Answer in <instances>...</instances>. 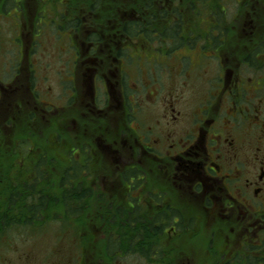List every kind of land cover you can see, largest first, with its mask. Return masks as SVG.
Here are the masks:
<instances>
[{"label":"flooded vegetation","instance_id":"1","mask_svg":"<svg viewBox=\"0 0 264 264\" xmlns=\"http://www.w3.org/2000/svg\"><path fill=\"white\" fill-rule=\"evenodd\" d=\"M44 1L35 6L33 23L20 14L25 0H14L0 18L10 34L4 38L0 25V123L20 114L48 118L52 136L59 118L68 117L78 101L84 122L98 133L108 128L114 140L100 136L97 148L73 154L66 178L58 174L56 157L42 156L40 146L26 156L20 143L11 182L22 174L27 195L19 191L22 207L1 215L34 218L32 224L36 217L65 215L68 224L78 222L77 234L96 233L105 247L101 264H121L127 256L146 264H196L192 258L198 256L191 255H198L203 242L211 256L202 264H264V51L258 47L249 54L241 42L228 56L218 55L215 34L198 32L197 22L182 26L169 1L155 0L161 16L145 15L133 0H117L116 9L106 5L92 16L89 3L84 23L68 17L73 1ZM153 8V0H146L144 9ZM110 15L114 23L105 25ZM43 18L49 24L42 28ZM47 37L54 41L56 61L42 59ZM254 38L264 44V34L252 36L251 43ZM84 130L95 140L86 123ZM68 142L73 145L72 138ZM10 152L8 144L0 148L2 171L9 168ZM46 166L50 186L42 181ZM109 167L114 177L104 175ZM57 184H64L70 201L58 209L50 203L57 200ZM42 198L50 203L44 208ZM85 235L77 239L83 253L77 264H96L84 255Z\"/></svg>","mask_w":264,"mask_h":264},{"label":"rangeland","instance_id":"2","mask_svg":"<svg viewBox=\"0 0 264 264\" xmlns=\"http://www.w3.org/2000/svg\"><path fill=\"white\" fill-rule=\"evenodd\" d=\"M0 0V18L4 17L3 13L5 9H8L10 7H13L14 0ZM17 1V0H15ZM25 11L20 13L24 19L29 23H33L36 15H39V11L35 8L39 4V0H25ZM73 3V10H70L69 12V18L73 19L74 17L79 20V22L84 23L86 22V17L88 19V16L85 15V12L83 13V10L86 9V7L89 5V3H93V6L95 9L92 11H95L92 16L98 15V11L101 7L110 5L114 9H116L118 3L117 0H71ZM134 2H138V4L143 7V12L145 15L149 16L147 12L154 13L155 16H161L159 13L160 5L154 2V8L150 10H145V1L146 0H133ZM159 1V0H158ZM163 1H169V7L175 8L178 12H180V19L182 22H185V24L182 26L186 27L187 29H190L189 27L193 28V22H197V31L198 32H211L215 34V38L217 39V50L219 53L218 55L228 56V54L235 49L241 48V42L242 45H245V50L247 53H251L250 51L260 49L264 51V44L261 46L260 43H257L258 41L254 38L253 42L251 37L254 35H261L264 34V0H206L205 4H201L200 0H163ZM7 2V3H6ZM47 3V0L44 1ZM119 2V1H118ZM132 0H121V3H131ZM173 2V4H172ZM179 2H182L180 8ZM48 4V3H47ZM167 6V5H166ZM31 9V13L28 14V10ZM53 9V8H52ZM101 10V9H100ZM117 11V10H116ZM14 13V12H13ZM53 13H51L52 15ZM220 14V15H219ZM10 15V14H9ZM121 13L117 12L116 16H120ZM2 16V17H1ZM113 16V15H110ZM110 17L108 21L105 22V25H111L114 23V17ZM219 16V17H218ZM118 18V17H117ZM119 19V18H118ZM199 19V21H197ZM99 22V21H97ZM200 22V23H199ZM220 23L218 27L212 28V23ZM6 21H1L0 19V25L3 27V36L4 38L10 37L9 29L7 27ZM40 24L42 25V28L44 26L47 27L48 20L46 18H43L40 20ZM203 29V31L201 30ZM212 28L211 31H209ZM195 31V30H194ZM249 36V37H248ZM248 39V40H245ZM246 43H245V42ZM43 46L41 49L42 59L46 60H54L56 61V58L54 57L55 52V45L53 44L54 41L52 38L47 37L44 38ZM257 43V44H255ZM255 44V45H254ZM10 45V44H9ZM250 50V51H248ZM253 52V51H252ZM48 55V56H46ZM3 58V55H0ZM4 60V58H3ZM257 58L252 60L253 65L257 66ZM7 61H10L9 58H7ZM9 65V63H8ZM10 66V65H9ZM54 66V65H53ZM1 68V67H0ZM49 77V83L55 84V75L52 73L48 74ZM43 85V81H41ZM46 85H44L45 88ZM78 90H81V83L80 80L77 82ZM81 93V92H80ZM77 96H79V94ZM78 101L75 102V105L73 106V112L69 114L68 117L62 116L59 118V122H57V126L52 129L54 131V135L51 136L50 133V124L49 119H43L38 118L37 120H31L29 118H26L23 116V114H20L15 119H11V121H8L7 124L0 123V148L8 144L10 146V153L7 154L9 156L10 164L9 168L7 167L5 170L2 171L1 165H0V178L2 180V183H0V195L5 193L7 195V198L5 196V199L0 200V216L2 214L1 210L3 209H19L22 206L21 204L16 201L18 197H15L19 193H23V197L25 199L27 193L24 194L23 192V186H24V179L22 174L15 173V178H13V182H11V176H12V168H14L16 171L18 170V162L19 160V152H18V145L22 142L25 143V149L24 154L27 156L29 153V150H31L32 147H34V154L39 149V146L41 147L39 153L42 154V156H46L47 159L56 157L58 161V174L61 176L62 174L67 173L68 163L70 157L73 156V154H76V157H79V154L81 156H85L86 153L83 149L85 146L90 150L91 148H97L96 145L100 143V139L98 137L101 136V140L104 136L105 141L113 142V137L106 132L108 131V128L105 129V132L98 133V130L96 128H93L91 126L90 122H87L82 119L81 114L78 113ZM65 113V112H63ZM111 124H113V118L114 115H111ZM154 119V115H153ZM151 118L149 119V122H151ZM1 122V121H0ZM86 123V127L91 129L93 131V134H95V140L91 141V138H87L85 135L84 126ZM109 124L110 129L109 132H113V126ZM108 126V124H107ZM50 129V130H49ZM5 130L8 132V135L5 140ZM90 137V136H89ZM72 138L73 145L68 142V139ZM24 140V141H23ZM99 140V141H98ZM92 149V150H93ZM33 154V155H34ZM32 155V156H33ZM88 157V155H87ZM107 160V159H106ZM113 164V161H112ZM108 167V166H107ZM44 186L46 184L50 186L49 180H51L50 174L48 173L50 171L49 167H44ZM99 170V168L95 169V173ZM105 176H111L114 177V168L109 167L106 169H103ZM52 176V175H51ZM60 182V181H57ZM11 183V184H10ZM23 184V186H22ZM86 184H88L86 182ZM85 184V185H86ZM7 185V190L6 189ZM22 187V188H21ZM3 188V190H2ZM57 197H59L57 200H60L58 203L55 204L56 208H61V201L60 198L61 194L64 193L65 190H62V188L57 184ZM47 193V191H45ZM20 195V193H19ZM21 197V195L19 196ZM10 198H12V201H10ZM15 198V199H14ZM56 198V197H55ZM102 203L106 204V201L101 200ZM49 202H46L44 204H48ZM51 203V202H50ZM49 203V204H50ZM12 215V213H11ZM21 219H24V216H21ZM55 221L48 225H43L44 222L49 221L47 217H42V223L36 222V224H33L32 226H28L27 228H24L22 230L20 229H14L11 228L13 224L12 216L6 217V220L8 222V228L10 229L4 233H2L0 237V264H18L17 262L20 259H23L25 261H30L31 264L37 263V264H77V257H80L83 255L82 250L79 248L77 244V239H79V235L84 236L85 240H90V243H86L84 241V255L86 257L91 258L92 261L97 262L96 264H101V262H98L99 259L101 260L103 256L105 257V254L101 255L102 252L105 250V247L101 248L100 244L98 243V239L96 237V233L91 232L90 230L79 231L77 234L76 232L72 231L75 226L78 225L77 221H71L67 222L66 216H59L54 215L51 216ZM86 219V217H80L79 220L83 221ZM78 220V221H79ZM35 228V229H34ZM33 231V232H32ZM98 235H101L100 233H97ZM108 236V235H107ZM98 241V242H97ZM199 253L198 255L192 254L191 256H198L196 258H192V260H196V264H202L201 262L207 261V259L211 256L208 253L209 244L207 242H203L198 244ZM119 257V255H118ZM96 258V259H95ZM97 260V261H96ZM203 260V261H202ZM121 264H146L144 260H141L137 258L135 261L133 257H125L122 258ZM151 264V263H148ZM177 264H180L177 262ZM182 264V263H181ZM185 264H189L185 262ZM192 264V263H191Z\"/></svg>","mask_w":264,"mask_h":264},{"label":"trees","instance_id":"3","mask_svg":"<svg viewBox=\"0 0 264 264\" xmlns=\"http://www.w3.org/2000/svg\"><path fill=\"white\" fill-rule=\"evenodd\" d=\"M195 1V0H194ZM201 1V4H205V1L206 0H200ZM220 15V14H219ZM219 17V16H218ZM217 25H220V23L218 22L217 23ZM68 172V171H67ZM63 175V178H66V177H68L69 175H67V173L65 174H62ZM60 186V185H59ZM61 187H64V184H62L61 185ZM63 190V189H62ZM66 194H67V192H65L64 191V193H62L61 194V196H60V198L62 199V203L61 204H63V205H65L66 203H70V201H67V199H66ZM15 197H17V195H15ZM59 197H57V199H58ZM2 199H5V198H3L1 195H0V200H2ZM15 199V198H14ZM10 201H12V198H10ZM45 198H42V200H41V202H40V206L42 207V208H44L45 207ZM57 201V202H56ZM60 200H55V201H52L51 202V204L53 205V204H56V203H58ZM21 203V201L19 202V204ZM40 208V207H39ZM42 217H44V216H40V217H36L35 219H37L38 221H40L41 223H42ZM45 217H47L48 218V220L49 221H47V222H44L43 223V225H48V224H51L52 222H54L55 220L53 219V218H51V216H45ZM22 217H14V219H13V224H12V226H11V228H13V225H15V228L16 229H20V230H22V229H24V228H27L28 226H32L33 224H32V222H33V220H34V218L32 219V220H27V218H24V219H21ZM66 219H69L68 217H66ZM5 220H6V217L5 216H0V233L2 234V233H4V232H6V231H8L9 229H10V227L8 228V222H7V220H6V222H5ZM14 228V229H15ZM73 231V230H72ZM33 232V231H32ZM75 232V231H74ZM77 233V232H76ZM117 252V249H112V250H110V253L111 254H115Z\"/></svg>","mask_w":264,"mask_h":264}]
</instances>
